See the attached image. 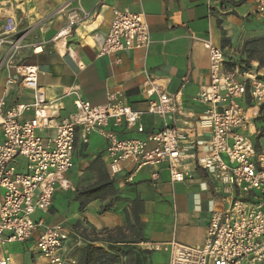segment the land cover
<instances>
[{"label": "crops", "instance_id": "0c3cea01", "mask_svg": "<svg viewBox=\"0 0 264 264\" xmlns=\"http://www.w3.org/2000/svg\"><path fill=\"white\" fill-rule=\"evenodd\" d=\"M66 1L2 0L6 16L15 17L22 29L33 28L27 42L44 45V53L27 59L39 66V84L47 99H60L52 128L45 129L43 137L55 136L56 126L74 114L73 99L62 98L63 89L72 85L79 86L82 97L93 104L105 103L110 92H121L126 106L146 112L144 81L148 74L169 95L177 98L179 112L168 115L166 123L183 132L184 158L180 167L192 177L174 183L167 165L147 166L138 171L134 165H128L122 175L112 178L106 154L107 140L93 132L88 142L83 143L78 134L74 168L68 174L73 190L56 192L51 210L37 212L34 219L42 221L44 226L63 224L88 243L98 239L100 241L93 243L97 248L131 249L141 264H168L169 252L151 247L170 246L173 242L202 247L212 212L227 208L231 199L226 186L212 179L191 158L208 153L211 139L210 132L197 128V121L207 110L206 105L195 100L201 88L209 84L210 60L204 42L210 41L224 51L228 70H243L244 43L264 36V15L257 13L256 0H80L90 19L77 26L67 39L68 48L76 53L75 61L68 55L60 56L51 44L67 23L66 14L53 15ZM73 5L77 6L76 0ZM113 9L145 14L152 42L147 50L99 56L94 38L105 36L109 31ZM251 65L253 70L249 72L263 76L264 71L258 70L257 62ZM3 90L2 79L0 94ZM15 94L18 92L11 89L9 102ZM29 101L31 95L23 92L19 102ZM142 124L143 134L113 121L107 131L121 140L144 139L162 130L165 122L145 114ZM248 136L255 146L264 149L262 120L251 121ZM154 174L158 175L157 179H153ZM106 181L113 183L112 194L99 195L80 211L77 192ZM58 198L63 202L56 208ZM135 219L139 220V227ZM109 237L122 243L104 241ZM135 239L142 241L131 243ZM5 250L11 256L10 264H47L35 250V237L23 243L1 246L0 259ZM129 261L131 254L119 255L114 264H128Z\"/></svg>", "mask_w": 264, "mask_h": 264}, {"label": "built area", "instance_id": "2783aa9c", "mask_svg": "<svg viewBox=\"0 0 264 264\" xmlns=\"http://www.w3.org/2000/svg\"><path fill=\"white\" fill-rule=\"evenodd\" d=\"M73 2L67 0L55 10L54 16L66 14L67 23L51 44L60 56L77 61L67 39L90 19V14L80 0H76L77 6ZM256 2L257 13L264 15V0ZM4 8L0 0V81L4 80L0 94V247L35 237V250L47 264H77V251L88 242L63 224L44 226L34 219L37 212L51 210L56 192L73 190L68 174L74 168L77 135L83 143L93 132L107 140L112 178L122 175L128 165H134L135 171L167 165L171 181L184 182L192 177L180 167L185 137L166 123L168 115L179 112V105L177 98L148 74L144 81L146 112L126 106L121 92H110L105 103L93 104L82 97L79 86L72 85L63 89L62 98L73 99L74 114L56 126L55 136L44 138L45 129L52 128L60 99H47L39 84V66L27 61L44 53V45L28 43L33 28L22 29L15 17L4 14ZM112 13L107 34L94 38L99 56L147 50L152 42L145 14L118 9ZM204 47L210 60L209 84L201 88L195 100L207 110L197 121V128L210 132L211 139L208 153L191 158L226 186L230 203L224 210L212 212L202 247L173 242L151 249L168 251V264H264V149L248 136L251 121L257 122L261 116L264 78L249 71L228 70L221 48L210 41L204 42ZM11 89L18 94L9 102ZM23 92L31 95V101L19 102ZM145 114L164 120V128L144 139L129 140L107 131L113 121L143 134ZM157 177L153 175V179ZM10 262L5 250L0 264Z\"/></svg>", "mask_w": 264, "mask_h": 264}, {"label": "trees", "instance_id": "16d2710c", "mask_svg": "<svg viewBox=\"0 0 264 264\" xmlns=\"http://www.w3.org/2000/svg\"><path fill=\"white\" fill-rule=\"evenodd\" d=\"M242 56L244 57V60H242V69L243 71H250L253 70V67L251 65L252 62H257L259 64L258 69H264V36L256 37L251 40H248L244 43L243 49H242ZM264 78V76H263ZM264 117V105L261 107V116L259 120H263ZM112 182L106 181L100 185L92 186L86 189H83L81 191H78L76 194V198L78 201H80V211H83L86 207V205L94 198H97L99 195L102 194H112ZM136 226L139 227V220L135 219ZM127 229H130V224L128 222ZM137 230L134 229V231ZM118 232H121V229L117 230ZM137 232V231H135ZM100 240L95 239L92 240L90 243L86 244L84 247L80 248L77 251L78 256V263L77 264H114L119 255H130L131 254V261L133 259L131 249H128L127 251H124L120 248H116V246H111L109 250H105L103 248H97L93 245V243L98 242ZM104 241H108L110 243H122L118 242L116 240H113L112 238H107ZM139 241H142L141 239H135L131 243H138ZM148 253V252H147ZM145 260V259H144ZM130 261V264L132 262ZM142 261L136 257V264H141Z\"/></svg>", "mask_w": 264, "mask_h": 264}, {"label": "rangeland", "instance_id": "374dc122", "mask_svg": "<svg viewBox=\"0 0 264 264\" xmlns=\"http://www.w3.org/2000/svg\"><path fill=\"white\" fill-rule=\"evenodd\" d=\"M258 70H260V69H258ZM261 70H263L264 71V69H261ZM263 76H264V74H263ZM263 123H264V117H263ZM62 199L61 198H58L57 199V201H56V208H58L61 204H62ZM132 257H133V259H132V264H136V257H134V255H132ZM128 264H130V261L128 262Z\"/></svg>", "mask_w": 264, "mask_h": 264}, {"label": "bare ground", "instance_id": "6f19581e", "mask_svg": "<svg viewBox=\"0 0 264 264\" xmlns=\"http://www.w3.org/2000/svg\"><path fill=\"white\" fill-rule=\"evenodd\" d=\"M17 1H20V0H17Z\"/></svg>", "mask_w": 264, "mask_h": 264}]
</instances>
